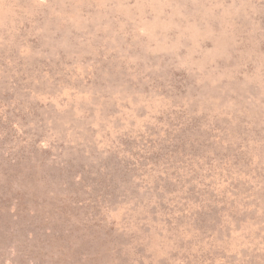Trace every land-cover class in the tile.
<instances>
[{
  "label": "rangeland",
  "instance_id": "obj_1",
  "mask_svg": "<svg viewBox=\"0 0 264 264\" xmlns=\"http://www.w3.org/2000/svg\"><path fill=\"white\" fill-rule=\"evenodd\" d=\"M0 264H264V0H0Z\"/></svg>",
  "mask_w": 264,
  "mask_h": 264
}]
</instances>
